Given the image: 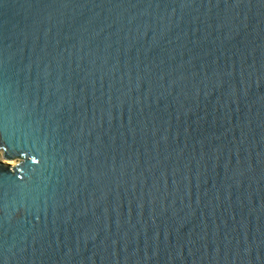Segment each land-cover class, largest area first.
I'll list each match as a JSON object with an SVG mask.
<instances>
[{"label":"water","instance_id":"water-1","mask_svg":"<svg viewBox=\"0 0 264 264\" xmlns=\"http://www.w3.org/2000/svg\"><path fill=\"white\" fill-rule=\"evenodd\" d=\"M0 153V264H264V0H0Z\"/></svg>","mask_w":264,"mask_h":264},{"label":"rangeland","instance_id":"rangeland-1","mask_svg":"<svg viewBox=\"0 0 264 264\" xmlns=\"http://www.w3.org/2000/svg\"><path fill=\"white\" fill-rule=\"evenodd\" d=\"M0 161H9V160H7V159H4L3 157H2V159H0ZM11 161V163H15L17 160L16 159H11L10 160Z\"/></svg>","mask_w":264,"mask_h":264},{"label":"snow or ice","instance_id":"snow-or-ice-1","mask_svg":"<svg viewBox=\"0 0 264 264\" xmlns=\"http://www.w3.org/2000/svg\"><path fill=\"white\" fill-rule=\"evenodd\" d=\"M5 151H7V150H5ZM3 155H4V153H0V159H2ZM5 162L6 163H11V161H5Z\"/></svg>","mask_w":264,"mask_h":264},{"label":"bare ground","instance_id":"bare-ground-1","mask_svg":"<svg viewBox=\"0 0 264 264\" xmlns=\"http://www.w3.org/2000/svg\"><path fill=\"white\" fill-rule=\"evenodd\" d=\"M7 160H9V161H10L11 159H7Z\"/></svg>","mask_w":264,"mask_h":264}]
</instances>
